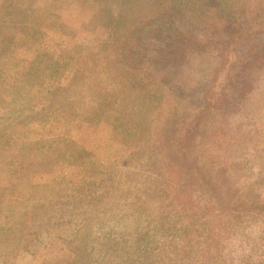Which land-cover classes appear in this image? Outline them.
Wrapping results in <instances>:
<instances>
[{
  "label": "rangeland",
  "instance_id": "1",
  "mask_svg": "<svg viewBox=\"0 0 264 264\" xmlns=\"http://www.w3.org/2000/svg\"><path fill=\"white\" fill-rule=\"evenodd\" d=\"M149 2L0 0V264H115L107 256L122 227L116 228V215L110 212L92 213L93 205L111 202L100 201L105 198L98 195L114 178L130 176L134 189L150 193L154 200L171 191L179 206L186 203L183 189L180 198L176 196L175 170L166 173L169 183L156 185L155 173L143 160L150 151L148 143L156 148L173 137L175 118H167L163 105V100L171 102L172 98L168 88L158 85L163 78L175 81L173 76L169 71L161 75L164 68L156 59L150 73L158 78L147 85L142 96L136 97L135 88L126 86L135 61L120 36L125 40L123 35L140 24L152 8ZM120 13L125 18L116 28ZM35 76L45 77L42 86L41 80L31 82ZM216 76L217 72L213 75L217 87ZM24 107L27 113L19 114ZM50 112H56L58 118ZM245 117L228 114L223 130L213 123L207 143L198 148L200 155L220 159L229 157L227 151L231 150L232 159L263 157L264 122L256 126L257 133L240 136L247 137L241 148L233 151L222 146ZM203 137L198 135V141ZM256 137L262 141H255L259 144L252 146L253 152L247 150ZM176 146L167 157L183 155ZM53 150H59V162L36 160L34 151ZM230 175L217 171L213 178L228 185L234 180ZM255 179L250 182L257 186L249 197L253 202L264 198V184ZM153 186L161 190L153 193ZM240 186L245 189L248 185ZM205 193L192 190V197L205 203ZM132 200V196L126 199ZM25 213L29 223L31 217L34 221L25 232L31 230L32 240L22 235ZM88 221L98 224L89 232L90 224L84 226ZM84 234L93 241L86 245V259L91 261H84L83 256L82 262L72 263L69 258L74 250L84 251L80 242Z\"/></svg>",
  "mask_w": 264,
  "mask_h": 264
},
{
  "label": "trees",
  "instance_id": "2",
  "mask_svg": "<svg viewBox=\"0 0 264 264\" xmlns=\"http://www.w3.org/2000/svg\"><path fill=\"white\" fill-rule=\"evenodd\" d=\"M150 2L152 8L140 24L123 35L125 40L120 36L121 44L129 49L135 61L129 76L131 82L126 86L127 89L135 88L136 97L142 96L147 85L158 78L150 73L156 59L164 68L160 74L164 76L169 71L173 76L175 81L163 78L158 84L168 88L166 92L172 98L171 102L163 100V105L167 118H175L171 123L173 137L161 146L156 144V148H152L154 143H148L150 151L143 160L147 169L155 173L156 185L169 183L167 174L175 170L177 174L173 178L179 185L176 196L180 198L183 189L186 203L179 206L171 191L160 200H154L150 193L136 191L130 176L114 178L98 195L105 198L100 201L111 202L92 206V213L116 215L115 226L122 227L113 237L107 258L113 259L115 264H264V198L254 202L249 199L257 188L250 184L251 179L256 176L254 181L264 184V156L256 154L249 160L232 159L230 150L227 151L229 157L205 159L199 152L200 145L207 143V136L214 130L212 125H219L217 128L223 130L228 114L236 112L238 116H246L245 121L238 122L237 129H228L234 134L230 141H223L222 146L233 151L241 148L247 139L240 136L253 134L256 126L264 122V0ZM119 18L116 28L123 24L125 16L120 13ZM216 72L221 76H216L217 87L213 85ZM35 77L31 82L41 80L42 86L45 77ZM27 111L24 107L19 114ZM54 115L58 118L57 113ZM207 125L210 128L204 127ZM198 135L204 136L203 141H198ZM255 141L262 139L256 137L253 145H246L247 150L254 151L259 144ZM175 144L183 155L167 157ZM34 154L36 160L41 161L59 162L60 159L59 150L43 154L34 151ZM19 157L25 161L20 153ZM186 161L190 163L186 165ZM246 166L249 172L244 171ZM206 171L210 174H204ZM217 171L231 173L233 182L227 185L215 181L213 175ZM241 183L248 186L243 189ZM153 188V193L161 190L157 186ZM192 190L206 192L207 203L194 199ZM130 196L133 200L129 203L126 199ZM22 218V235L32 240L31 230L25 232L26 226L33 225L34 221L31 217L29 223L26 213ZM97 225L90 224L87 232ZM87 236L84 234V239L80 240L84 251L75 249L69 258L72 263L82 262L83 256L84 261H91L86 259V245L93 241Z\"/></svg>",
  "mask_w": 264,
  "mask_h": 264
}]
</instances>
